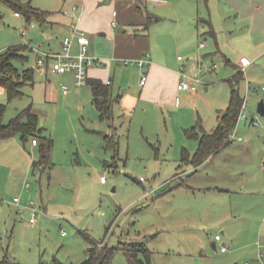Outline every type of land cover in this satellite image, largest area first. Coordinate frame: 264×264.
<instances>
[{"label": "rangeland", "instance_id": "obj_1", "mask_svg": "<svg viewBox=\"0 0 264 264\" xmlns=\"http://www.w3.org/2000/svg\"><path fill=\"white\" fill-rule=\"evenodd\" d=\"M31 1L50 11L55 24L27 21L0 2V53L14 44L28 45L29 58L14 61L21 70L38 67V55L46 58L50 46L55 49L60 26L78 20L81 10L72 0ZM116 19L119 26L129 25ZM177 27L168 31V53L182 80L201 79L198 93L186 99L188 91H180L176 106L149 102L143 110L141 103L131 116L115 110L117 128L100 119L90 84L77 85L69 72L38 70L35 83H26L23 94L11 100L0 85V102L7 105L3 121L32 103L39 127L54 139L46 169L15 178L9 174L10 158L17 144L24 145L21 135L8 137V145L0 148L8 156L2 158L0 171V193L6 200L0 204V263L78 264L88 256L89 235L110 246L144 243L152 251V264H264V115L257 109L264 100V60L245 66L238 85L249 116L259 124L240 118L234 139L199 172L177 175L185 164L183 151L192 154L197 149L194 133L216 127L219 110L229 102L228 77L234 72L221 56L209 52V34L195 37L189 49L192 39ZM201 40L204 47L199 46ZM122 66L137 87L132 73L137 64L123 60ZM104 132L116 133L117 149L108 145ZM30 141L27 150L38 159L39 146L31 150ZM16 195L21 202L13 201ZM31 199L37 204L35 222L29 209H19ZM217 232L227 245L225 251L212 246ZM194 251H202L201 262ZM112 264L132 263L118 249Z\"/></svg>", "mask_w": 264, "mask_h": 264}, {"label": "crops", "instance_id": "obj_2", "mask_svg": "<svg viewBox=\"0 0 264 264\" xmlns=\"http://www.w3.org/2000/svg\"><path fill=\"white\" fill-rule=\"evenodd\" d=\"M72 1L76 5H81V10L77 14L78 20H74L71 25L65 23L64 26L61 25L62 35L57 45L54 46L55 49L51 45L45 53L61 51L64 37L75 30L87 32L91 39L88 52L98 61L89 68V79L99 78L110 85L113 113L109 121L113 128L116 127L115 110L123 115L131 116L132 113H137L141 103L144 104L143 110L148 109L149 102L162 106H176L178 104L179 101L176 98L180 92L179 83L182 80V73L172 65L168 53L169 45L172 44L168 31L175 30L176 25L180 27H177V31L186 33L188 40L192 39L188 45L189 49L194 47L192 42H195V37L204 34L210 35L212 40L210 41L211 51L209 52L212 56H221L223 62L233 68L234 72L229 75L228 80L237 72L239 67L242 68L241 58L243 56L250 60L246 68L257 60H264V0ZM149 14L157 15L160 19L147 25ZM50 15L51 12L49 11L48 19L44 25L55 24V21L50 19ZM21 16L23 15L21 14ZM117 17L126 20L125 23L129 25L119 26ZM114 20L117 21L116 24H113ZM168 23H174L175 27ZM203 42L200 41V47H204ZM78 49L79 45L75 44L74 51H78ZM126 58H147L150 60L145 68L137 65L138 67L132 72L135 73L137 87L132 86L129 76L125 75L126 67L122 66V61ZM41 59L43 63H40ZM178 59H180L179 55ZM37 62L38 67H34L36 72L38 70L41 72L51 70L50 60L44 58L41 53L38 55ZM143 72H146L148 77L147 81L141 84ZM197 91V88L190 90L184 94V97L190 99L198 93ZM64 92L68 93L69 89L64 88ZM92 101L94 103L93 93ZM225 109L219 110L218 122L220 114ZM221 110L222 112H220ZM171 113L173 112L171 111ZM105 133L108 132H104V135ZM108 134L116 136L115 132ZM7 141V138H0L1 149L8 145L6 144L9 143ZM30 143V148L33 151L39 146V143H33L32 139ZM16 147V153L10 158L13 162V168L9 172L11 177L15 178L16 174L26 175L32 170L36 171L33 168V161L37 158L31 151L27 150L25 144L23 146L17 144ZM2 150H0V171H2L1 167L4 164L2 158L8 160V156H3ZM35 151L36 155H39V150ZM214 155L213 153L198 166L191 163L180 164L181 170L177 172V175L184 176L189 171L199 172ZM1 174L2 172H0V176ZM199 188L203 187L200 186ZM206 188L211 189L212 186ZM222 232L224 231L222 230ZM216 235L213 242H216V249H219V243L222 245L225 242L222 235L219 240L216 239ZM198 254L200 255L198 256ZM192 255L198 262H201L202 251H198V253L194 251Z\"/></svg>", "mask_w": 264, "mask_h": 264}, {"label": "trees", "instance_id": "obj_3", "mask_svg": "<svg viewBox=\"0 0 264 264\" xmlns=\"http://www.w3.org/2000/svg\"><path fill=\"white\" fill-rule=\"evenodd\" d=\"M0 2H5L15 12H20L27 21L38 19L41 23H45L48 19L49 11L33 5L31 0H0ZM148 18L147 25L160 19L159 16L153 14H149ZM28 48V45L19 43L0 53V85L7 89L10 100L23 94L22 87L26 83H35L36 69L34 67L21 70L14 63L15 60L25 61L29 58ZM243 77L244 70L239 67L237 72L229 79L231 84L229 103L220 114L217 126L210 132L202 129L201 132L194 133L198 140L197 149L193 154L185 149L182 162L198 166L232 141L229 136L237 126L240 109L245 99L238 88ZM88 83L91 84L93 100L101 119H111L113 98L109 83L99 78L89 79ZM6 106L5 103L0 102V138L20 134L24 144L29 138H37L39 157L33 161V168L34 170L43 171L49 164L54 139L44 134L45 129L39 127V115L34 111L32 103L7 123L3 121ZM105 138L108 145L117 149L116 136L105 133ZM86 236L91 242V246L88 248V256L78 264H112V259L118 249L125 252L128 261L132 264L152 263V251L144 243L130 242L125 245L111 246L105 243L100 246L101 241L93 239L89 235ZM58 264L65 263L59 261Z\"/></svg>", "mask_w": 264, "mask_h": 264}, {"label": "built area", "instance_id": "obj_4", "mask_svg": "<svg viewBox=\"0 0 264 264\" xmlns=\"http://www.w3.org/2000/svg\"><path fill=\"white\" fill-rule=\"evenodd\" d=\"M17 15H21L20 12H15ZM116 14V11L114 12ZM116 20L113 21V24H116ZM90 36L87 34L85 30H75L71 34H68L63 39V49L61 51H53V52H47L45 53V57L50 60V67L51 70L55 72L60 73H72L74 76V81L77 85H85L89 81V68L96 64L98 61L95 57L89 54V44H90ZM75 44L79 45L78 51H74ZM204 45V43H202ZM180 57V56H179ZM125 62L127 64L129 63H136L142 68H145L149 63L150 60L147 58H138V59H132V58H126ZM40 63H43V60H40ZM242 63V69L244 70V67L250 63V60L243 56L241 58ZM147 73L143 72L141 76V84H144L147 81ZM201 82V79L197 76H190L186 79H183L179 83V91H190L194 90L198 87V84ZM65 89L67 87L65 86ZM177 101L180 100V96L177 95ZM250 110L248 109L246 105V98L244 99V102L241 106L240 113H239V119L245 118L250 119L252 123L255 125L259 124V120L256 119L254 116H249ZM252 113V112H251ZM229 139H234V131L230 134ZM33 143H37V138L32 139ZM101 181H106V176L101 175ZM29 184V183H28ZM6 200L0 193V204L4 203ZM14 202H21L20 196L16 195L13 198ZM27 208L31 212L30 221L35 222L36 221V215H37V204L34 200H29L25 204H20L19 209ZM63 233H66V231H63ZM216 239H221V234L216 235ZM102 243V242H101ZM105 244V243H104ZM103 243L100 244V246L104 245ZM221 250H226L227 245L223 243L220 246Z\"/></svg>", "mask_w": 264, "mask_h": 264}, {"label": "water", "instance_id": "obj_5", "mask_svg": "<svg viewBox=\"0 0 264 264\" xmlns=\"http://www.w3.org/2000/svg\"><path fill=\"white\" fill-rule=\"evenodd\" d=\"M257 109L262 115H264V100L263 99L259 101ZM212 246L214 248H216V242L215 241L212 242Z\"/></svg>", "mask_w": 264, "mask_h": 264}]
</instances>
